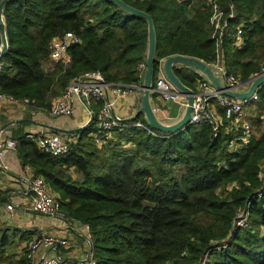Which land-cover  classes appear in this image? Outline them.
Segmentation results:
<instances>
[{
	"label": "trees",
	"instance_id": "obj_1",
	"mask_svg": "<svg viewBox=\"0 0 264 264\" xmlns=\"http://www.w3.org/2000/svg\"><path fill=\"white\" fill-rule=\"evenodd\" d=\"M123 1L153 20L152 80L167 55L215 58L210 0ZM215 2L227 18L221 52L228 69L241 78L261 71L264 0ZM2 16L8 47L0 55V92L27 96L33 107L48 108L87 69L112 81L143 78L148 21L113 0H8ZM68 29L80 36L68 47L70 61L45 68L51 39ZM173 68L195 87L196 68L181 62ZM258 91L247 115L251 133L238 144L231 140L240 130L226 120L214 134L204 121L165 132L142 118L153 133L129 124L97 144L90 121L67 154L44 150L25 132L15 136L17 152L58 191L64 215L89 223L96 264H264V81ZM246 209L248 222L237 225ZM23 237L0 225V264H27L16 250Z\"/></svg>",
	"mask_w": 264,
	"mask_h": 264
},
{
	"label": "built area",
	"instance_id": "obj_2",
	"mask_svg": "<svg viewBox=\"0 0 264 264\" xmlns=\"http://www.w3.org/2000/svg\"><path fill=\"white\" fill-rule=\"evenodd\" d=\"M210 2L213 3L210 20L214 25L213 36L215 38L216 55L215 58L207 62L220 72L229 87L239 89L251 76L241 78L226 66L221 52V43L223 32L227 27V18H223V13L215 0H210ZM232 16L233 11L231 10L228 17ZM241 32L242 24L240 23L236 27L235 43L237 45L242 43ZM79 40L80 36L71 29L55 35L50 43L49 56L51 60L58 63L70 61L71 56L68 47ZM2 64L3 62L0 60V68ZM140 65L144 66L145 64L141 62ZM197 71L199 75L193 88L194 102L189 122H207L210 124L213 133L217 134L224 120H226L228 123L226 127L234 126L240 130V134L233 137L231 144H238L240 140L247 141L251 133V123L247 117V106L251 100L259 97L258 87L249 96L242 98L231 96L224 93L222 88L217 87L206 78L200 70L197 69ZM137 88H142L141 83L107 80L98 69H87L71 79L61 93L53 97L48 110L52 115L70 114L74 110V100L78 98L89 111H92V102L99 100L100 107L96 126L90 134L97 144H102L113 135L115 130H120L125 126L124 120L115 109L117 96L130 93ZM150 91L158 93L164 100L177 101L180 112L186 104L184 95L178 91V88L164 75L162 70L154 79ZM3 99L26 104L29 102L27 96L16 97L12 94L0 92V100ZM218 105L222 106L224 113L218 111ZM134 124L146 128L148 132H154L151 126L141 119H135ZM34 138L38 146L53 154L63 155L70 151L71 139L63 136L58 131L42 132ZM15 146L16 142L12 137L0 139V166L3 169L9 168V163L5 159L6 149ZM25 180L29 194V205L34 211L43 214H56L60 211L61 201L58 195L51 192L50 185L43 175H30L25 177ZM263 191L264 187L259 193L261 194ZM6 208H14L12 200L6 203ZM248 214L247 209L239 212L236 224H243L248 219ZM81 224L83 227V240L86 241L82 253L70 254V251L66 249L73 247V241L67 235L50 231L26 240L24 255L27 264H69L72 261L77 264H96L97 257L93 249L89 223L81 222Z\"/></svg>",
	"mask_w": 264,
	"mask_h": 264
},
{
	"label": "crops",
	"instance_id": "obj_3",
	"mask_svg": "<svg viewBox=\"0 0 264 264\" xmlns=\"http://www.w3.org/2000/svg\"><path fill=\"white\" fill-rule=\"evenodd\" d=\"M53 66L50 57L44 61L45 68L48 69ZM160 70L161 66L159 64L157 75ZM142 81L143 78L138 81V83H142ZM153 81L154 80H152V83ZM250 81L251 80H248L246 83L242 84L239 89H246ZM141 94L142 88H137L130 93L117 96L115 109L125 122L123 128L129 124H134L135 117L141 120L144 118L142 112H137L141 101ZM149 98L159 118L165 121H172L179 116L180 107L177 101L164 100L158 93L152 91L149 93ZM251 103L252 102L247 106V112H250ZM99 107L100 101L94 100L91 104L92 111H89L85 104L80 99L76 98L74 100V110L72 113L52 115L48 108L31 107L26 103L3 99L0 100V139L12 137L16 142L15 136L20 132H25L30 137H36L42 132L58 131L63 136L73 140L78 136V130L80 128L73 131H64L53 128V126L69 129L76 127L82 128L92 121L91 126L94 129L97 119L95 121L91 119L94 115L97 117ZM220 108V105H218L217 109L221 113L222 109ZM260 112L264 115V107L260 108ZM5 159L9 163V168L3 169L0 166V225L17 228L18 231L24 233L25 237L16 242V250L24 254L25 242L28 238L45 232L56 231L67 235L73 241V247L71 249H66L70 251V254L82 253L84 246H86V241L83 240V227L81 222L76 219L68 218L62 212L56 214H43L34 211L29 205V194L26 189L27 185L25 180V177L34 175L32 167L21 160L16 146L6 149ZM9 200H12L14 203V208L12 209L6 208V203Z\"/></svg>",
	"mask_w": 264,
	"mask_h": 264
},
{
	"label": "water",
	"instance_id": "obj_4",
	"mask_svg": "<svg viewBox=\"0 0 264 264\" xmlns=\"http://www.w3.org/2000/svg\"><path fill=\"white\" fill-rule=\"evenodd\" d=\"M7 1L8 0H0V32L2 37V42L0 44V55L8 47V41L6 37V31L2 16V9ZM113 1H115L119 6H121L122 8H124L125 10L131 13L144 16L148 21V47H147L145 67L143 72V81L141 83V87H142L141 101L137 112H142L145 121L155 126L156 128L165 132L173 131L179 129L180 127H182L183 125H185L190 121L189 118L191 114L192 105L194 102V90L191 86L184 83L180 79V77L175 73L173 66L176 62L188 64L191 65L193 68H197L212 83H214L217 87L222 88L224 93L239 98L249 96L264 81V69H262L261 71L256 72L250 77L249 80L251 81L246 89L244 90L234 89L229 87L228 84L223 79L220 72L204 59L183 53H173L167 55L164 58L160 59L161 70L164 73V75L178 88V91L184 95L186 104L182 108L181 112L179 113V116L175 120L165 121L159 118L156 112L154 111V108L149 98L150 88L152 85L153 60L155 56V30L153 26V20L151 16L148 13H146L144 10L129 5L123 0H113ZM53 128L64 131H73L81 127L69 129V128L53 126Z\"/></svg>",
	"mask_w": 264,
	"mask_h": 264
},
{
	"label": "rangeland",
	"instance_id": "obj_5",
	"mask_svg": "<svg viewBox=\"0 0 264 264\" xmlns=\"http://www.w3.org/2000/svg\"><path fill=\"white\" fill-rule=\"evenodd\" d=\"M52 63H53V65H56V63H58V62H54V61H52ZM30 104V103H29ZM28 104V105H29ZM29 106H31V107H33V105H29ZM250 107V106H249ZM254 109H256V107L254 106V107H252L251 106V108H250V112L252 111V110H254ZM253 112V111H252ZM248 113L249 112H247V115H248ZM50 190H51V192H53L54 194H56V195H58V191H56V190H54L51 186H50ZM62 207L60 206V211L59 212H62ZM63 213V212H62ZM248 220L249 219H247L245 222H243V224H246L247 222H248ZM242 225V224H241ZM29 239V238H28ZM16 248H17V246H16Z\"/></svg>",
	"mask_w": 264,
	"mask_h": 264
}]
</instances>
